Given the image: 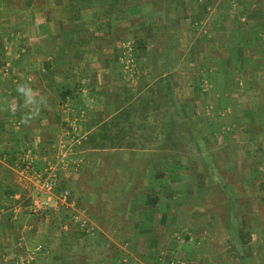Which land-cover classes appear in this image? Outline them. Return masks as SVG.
I'll return each mask as SVG.
<instances>
[{"label": "crops", "instance_id": "1", "mask_svg": "<svg viewBox=\"0 0 264 264\" xmlns=\"http://www.w3.org/2000/svg\"><path fill=\"white\" fill-rule=\"evenodd\" d=\"M17 1L16 8L7 3L1 6L5 9L3 16L12 18L17 14L27 19L10 29L17 41L7 47L3 43L4 52L9 54L15 48L16 57L0 58V264H119V251L145 257L158 237L139 236V231L137 236L118 239L116 231L121 222L130 224L132 218L137 224L144 222L148 209L155 208L149 203L155 185V146L167 144L170 136H156L155 129L163 126L151 120L149 114L170 110L162 101L152 106L149 100L165 96V91L171 89L186 98L187 92H192L187 73L198 68L200 76L204 69L193 55L169 56L165 45L153 53L150 46L139 57L141 69L132 82L122 70L114 41L119 32L115 20L119 17V0ZM252 11L244 12L252 16ZM151 12L157 14L150 10L148 16ZM240 31L233 27L231 33L236 35L233 42H227L229 55L215 57L218 67L212 79L218 89L223 87V75L232 79L234 73L247 66L248 59L249 65L264 62V47L262 51L254 40L241 42ZM153 34L159 41L168 40L163 29ZM191 45H196L198 57L201 44ZM230 47H237L239 54L249 49V56L232 54ZM226 60L229 64L223 74ZM249 75L245 84L238 79L237 84L230 82L237 98L246 94L260 97L263 93L264 75ZM251 85L256 94L249 89ZM260 98L245 109H236L235 104L229 109L236 110L234 120L253 122L264 137L259 126L264 117V101ZM190 107L187 104V110ZM256 115L259 120L254 121ZM27 151L33 153L39 167L47 162L55 165L59 180L53 193L41 190L35 178L17 170L15 162ZM134 176L138 180L133 182ZM64 188L72 193L71 204L86 210L93 226L91 232L75 224L64 227L71 210L59 198ZM115 192L121 197L120 210L113 213L108 208ZM37 196L46 199L49 206L33 213L31 207ZM206 237L196 248L200 256L211 259L222 254L217 247L201 249Z\"/></svg>", "mask_w": 264, "mask_h": 264}, {"label": "rangeland", "instance_id": "2", "mask_svg": "<svg viewBox=\"0 0 264 264\" xmlns=\"http://www.w3.org/2000/svg\"><path fill=\"white\" fill-rule=\"evenodd\" d=\"M3 3L14 8L19 6L17 0H0V7ZM117 6L119 17L115 20L119 32L114 41H117V55L128 80H136L141 69L139 57L146 54L150 46L154 48L153 53L165 45L169 56L193 55L204 69L200 76L198 68L187 73L192 92L188 91L186 98L185 94L177 95L171 89L165 91V96H154L149 100L152 106H158L162 101L170 110L165 114H149L151 120L163 126V129H155L156 136H170L169 142L165 141L167 144L155 146V185L151 188L153 196L149 202L155 208L152 210L149 206L150 211L146 210L148 219L140 224L135 223L134 218L130 224L121 222L116 235L118 239L119 236H137L140 231L139 236L159 239L149 246L145 257L139 256L145 263L134 255L119 251V264H169L173 257L183 264H264V137L253 122L234 120L236 110L229 109L232 104L236 109H245L260 97L264 101V90L259 93L260 97L246 94L237 98L236 89L233 91L229 86L230 82L237 84V79L245 84V79H250L249 72L252 76L264 75V62L260 60L249 65L248 59L247 68H241L229 80L225 73L229 64L226 60L222 66V73H225L223 87L218 89L212 79L213 70L218 67L214 63L215 57L229 55H226L229 53L227 42L234 41L236 34L231 33L234 26L241 29V42L254 40L263 51L264 0H119ZM246 9L253 10L254 15L245 14ZM3 10L1 7L0 58L16 57L15 48L6 54L3 43L7 47L17 41L11 31L27 18L17 14L12 18L5 17ZM150 10L157 14L152 11L148 16ZM162 29L168 34V40L159 41L152 36ZM186 34L187 40L183 41ZM190 38L194 39L191 43L198 42L202 46L198 57L195 56L196 45L190 47ZM236 49L230 47V52L249 56V49H243L240 54ZM196 74L198 78L194 77ZM249 89L256 92L253 85ZM185 104L191 107L187 110ZM257 120L256 115L254 121ZM261 123L259 126L264 130V117ZM134 180H138V176H134ZM120 198L117 192L111 194L109 211L119 212ZM204 236L207 237L201 249L217 247L222 254L211 259L210 256L201 257L197 246ZM187 244H190L193 257L185 250Z\"/></svg>", "mask_w": 264, "mask_h": 264}, {"label": "built area", "instance_id": "3", "mask_svg": "<svg viewBox=\"0 0 264 264\" xmlns=\"http://www.w3.org/2000/svg\"><path fill=\"white\" fill-rule=\"evenodd\" d=\"M72 122V121H71ZM68 132V131H67ZM16 168L19 173L28 177H33L36 180L37 186L41 190L53 193L56 190L58 184L59 175L56 171L55 165L51 162L44 163L42 166H38L35 157L32 152L27 151L22 153L15 162ZM71 191L67 188L62 189L59 192V198L62 203L70 205L69 221L64 223V227L68 228L70 224H75L81 227L83 230L91 232L93 229L91 220L84 208L76 207L75 203L70 202ZM70 202V203H69ZM49 204L46 199L37 196L33 199L31 210L33 213L47 210ZM169 264H183L178 258H171Z\"/></svg>", "mask_w": 264, "mask_h": 264}, {"label": "trees", "instance_id": "4", "mask_svg": "<svg viewBox=\"0 0 264 264\" xmlns=\"http://www.w3.org/2000/svg\"><path fill=\"white\" fill-rule=\"evenodd\" d=\"M150 199H152V197Z\"/></svg>", "mask_w": 264, "mask_h": 264}, {"label": "clouds", "instance_id": "5", "mask_svg": "<svg viewBox=\"0 0 264 264\" xmlns=\"http://www.w3.org/2000/svg\"><path fill=\"white\" fill-rule=\"evenodd\" d=\"M29 98H31V97H29Z\"/></svg>", "mask_w": 264, "mask_h": 264}]
</instances>
